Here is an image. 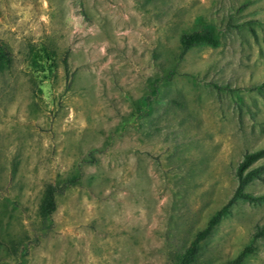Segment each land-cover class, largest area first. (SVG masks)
Returning <instances> with one entry per match:
<instances>
[{"label":"rangeland","instance_id":"rangeland-1","mask_svg":"<svg viewBox=\"0 0 264 264\" xmlns=\"http://www.w3.org/2000/svg\"><path fill=\"white\" fill-rule=\"evenodd\" d=\"M198 18L216 45L178 59ZM0 40V239H31L22 264H173L232 195L244 153L264 149V0H0ZM170 67L181 75L136 126ZM74 174L34 241L46 183ZM245 191L263 198L232 206L200 264L233 258L264 224V171ZM0 264H16L1 247ZM243 264H264V237Z\"/></svg>","mask_w":264,"mask_h":264},{"label":"trees","instance_id":"trees-1","mask_svg":"<svg viewBox=\"0 0 264 264\" xmlns=\"http://www.w3.org/2000/svg\"><path fill=\"white\" fill-rule=\"evenodd\" d=\"M219 31L213 24L208 23L200 18L196 19L193 25L184 31L179 38V53L178 59H182L184 55L195 47L200 46H215V33ZM65 62V61H64ZM11 63V56L8 47L0 40V71L9 68ZM181 75L177 72L175 67H170L164 71L160 76L155 77L148 83L147 94L136 103L134 111V124L141 127L147 119L154 113L159 104L160 88L164 84L169 83L173 77ZM194 85H209L214 87L217 91H233L227 85H217L208 83L197 78L182 74ZM250 91L260 92L263 90L261 86H255L249 89ZM171 104L181 106V102L177 99H170ZM264 154V149L244 153L241 161L235 168L236 187L232 195L227 201L208 218L205 226L197 231L189 242L177 250L173 255V264H200V256L205 243L211 237L219 222L230 214L232 206L237 202L255 203L263 198V195H252L245 191V187L256 178L260 177L261 172L264 171V163L253 166ZM79 175L74 174L65 180L59 182L46 183L41 200L38 206V217L40 220V227L35 232L34 241L37 236H45L53 225L52 214L56 209V198L61 195L63 191L75 184ZM264 237V224L257 226L249 243L244 246L233 258L225 261L222 264H243L246 260L253 244ZM31 239L25 240H3L0 239V247L10 256L16 264H22L25 256L28 254L29 244Z\"/></svg>","mask_w":264,"mask_h":264}]
</instances>
